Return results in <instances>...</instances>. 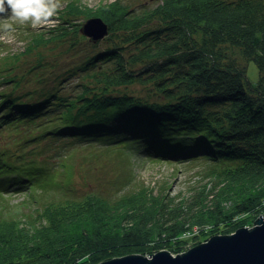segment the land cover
<instances>
[{"label":"trees","instance_id":"obj_1","mask_svg":"<svg viewBox=\"0 0 264 264\" xmlns=\"http://www.w3.org/2000/svg\"><path fill=\"white\" fill-rule=\"evenodd\" d=\"M74 4L68 13L84 12ZM152 5L115 0L88 13L108 22L105 48L92 43L100 51L66 66V84L39 78L25 89L24 79L15 80L0 94V130L27 129L26 139L10 138V146L18 142L26 150L47 137L69 148L97 144L203 164L209 183L178 194L145 183L115 196L79 194L49 180L44 164L18 160L23 153L4 146L0 198L25 197L9 203L14 206L0 201V264H96L162 249L177 254L187 244L251 226L264 213V0ZM75 26L45 33L76 35L81 27ZM45 33L35 31L24 52L53 39ZM251 60L256 83L247 74ZM16 74L2 78L13 81ZM144 74L160 78L166 98L123 92Z\"/></svg>","mask_w":264,"mask_h":264},{"label":"rangeland","instance_id":"obj_2","mask_svg":"<svg viewBox=\"0 0 264 264\" xmlns=\"http://www.w3.org/2000/svg\"><path fill=\"white\" fill-rule=\"evenodd\" d=\"M113 1L115 0H60L62 6L48 23L33 26L30 20L21 23L18 20L9 19L7 22L12 25V29L6 31L0 26V71H5L4 69L9 64L16 63V66L11 65L9 70L13 71L14 74L17 72L13 81H6V79L2 78L4 75L8 79V76H12V72L8 70L6 74L0 72V94L16 87L14 84L15 80L22 83L24 79L25 84L23 87L25 89L38 86L39 83H36V81H39V78L48 84H58L60 81L66 84L68 79H62V71L66 66H73L84 58V55L89 51H100V49H95L92 43H97V48H105L108 41L105 37L108 33L104 38L91 42L89 37L82 32L76 33V35L71 32V34L66 36H59L61 38L55 35L49 36L45 32L53 29L54 26L61 30L60 27L62 25L67 27L65 30L68 28L76 30L77 27H71V23H75L80 28L87 21L88 13L95 11L101 4L104 5V3ZM120 1L137 8V6L143 4L155 5L159 0ZM71 3H75L72 9L77 8L79 11L82 10L84 12L74 11L68 13V10L71 9L68 6ZM102 20L108 25V22L103 17ZM35 31L45 33L46 38L49 36V39H53L46 42L45 45L31 49V51L26 53L24 51ZM39 64L44 65L41 68ZM247 74L248 78L253 83H256L259 77V70L253 60L248 63ZM144 75L139 79H135L128 86L122 87L123 92L155 100L166 98L158 89L161 87L160 89L163 90L162 86H164H158L160 78L153 74ZM28 134L27 129L25 132L21 131L18 133L13 128H2L0 130V149L7 146L8 148L10 147L13 153L20 150L23 156L16 157L19 158L18 160H26V162L36 161L44 164L49 170V180L64 183L79 194L97 192L106 196H115L129 186L142 183L164 191L170 188L173 194H178L189 191L190 187L196 183H209L205 174L207 168L203 169V164L189 161L176 162L175 160L150 159L125 148L116 147L108 151L97 144L69 148L70 143L65 144L63 140L47 137L35 143L33 145L34 148L29 147L27 150L20 147L18 142L12 143L10 146L13 141L10 138L24 140L28 137ZM35 148L39 152H31ZM24 197V194L17 193L9 195L7 200L0 198V201L8 204L18 203ZM197 244L192 246L187 244V249Z\"/></svg>","mask_w":264,"mask_h":264},{"label":"water","instance_id":"obj_3","mask_svg":"<svg viewBox=\"0 0 264 264\" xmlns=\"http://www.w3.org/2000/svg\"><path fill=\"white\" fill-rule=\"evenodd\" d=\"M80 30L96 42L106 36L108 25L100 17H91ZM96 264H264V213L252 226L213 235L181 253L174 254L167 249L150 255L131 253Z\"/></svg>","mask_w":264,"mask_h":264},{"label":"clouds","instance_id":"obj_4","mask_svg":"<svg viewBox=\"0 0 264 264\" xmlns=\"http://www.w3.org/2000/svg\"><path fill=\"white\" fill-rule=\"evenodd\" d=\"M61 6L60 0H0V26L12 29L9 19L21 23L30 20L33 26L45 24Z\"/></svg>","mask_w":264,"mask_h":264}]
</instances>
